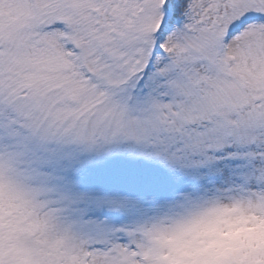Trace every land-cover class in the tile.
I'll return each instance as SVG.
<instances>
[{"label":"snow or ice","instance_id":"snow-or-ice-1","mask_svg":"<svg viewBox=\"0 0 264 264\" xmlns=\"http://www.w3.org/2000/svg\"><path fill=\"white\" fill-rule=\"evenodd\" d=\"M0 164L110 264L157 222L264 200V0H0Z\"/></svg>","mask_w":264,"mask_h":264},{"label":"rangeland","instance_id":"rangeland-1","mask_svg":"<svg viewBox=\"0 0 264 264\" xmlns=\"http://www.w3.org/2000/svg\"><path fill=\"white\" fill-rule=\"evenodd\" d=\"M52 192L29 174L0 164V264L11 263L15 245L28 251V245L47 243L60 247L68 264H110L89 251L92 238ZM157 228L154 253L160 264H264V200H212L162 219Z\"/></svg>","mask_w":264,"mask_h":264},{"label":"trees","instance_id":"trees-1","mask_svg":"<svg viewBox=\"0 0 264 264\" xmlns=\"http://www.w3.org/2000/svg\"><path fill=\"white\" fill-rule=\"evenodd\" d=\"M49 246V245H48ZM18 248V250L17 251H15V250H13V251H15L16 253H15V255H13V259L11 260V263L10 264H12V262H13V264H15V263H17V262H19L20 264H29V262H30V260H31V258H26L27 259V261L25 262V263H23V255L25 254L24 252L26 251V249H24V248H22L21 246L20 247H17ZM36 249L38 250L39 249V247L38 246H36ZM12 251V252H13ZM11 252V253H12ZM24 253V254H23ZM10 254V253H9ZM8 254V255H9ZM39 255H40V252H39ZM7 257V256H6Z\"/></svg>","mask_w":264,"mask_h":264}]
</instances>
